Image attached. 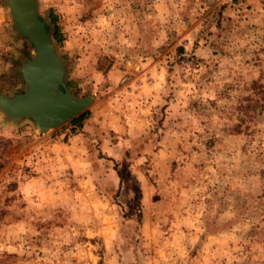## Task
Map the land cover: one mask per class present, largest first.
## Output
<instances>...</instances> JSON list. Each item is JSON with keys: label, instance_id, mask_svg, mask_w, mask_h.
I'll return each instance as SVG.
<instances>
[{"label": "rangeland", "instance_id": "obj_1", "mask_svg": "<svg viewBox=\"0 0 264 264\" xmlns=\"http://www.w3.org/2000/svg\"><path fill=\"white\" fill-rule=\"evenodd\" d=\"M36 1L93 102L0 117V264H264V0ZM30 54L0 0V93Z\"/></svg>", "mask_w": 264, "mask_h": 264}, {"label": "water", "instance_id": "obj_2", "mask_svg": "<svg viewBox=\"0 0 264 264\" xmlns=\"http://www.w3.org/2000/svg\"><path fill=\"white\" fill-rule=\"evenodd\" d=\"M14 34L26 41L31 54L18 64L22 90L0 93V117L16 125L28 121L37 134H46L82 113L93 102L91 96L75 97L65 86V64L45 22L38 14L36 0H1Z\"/></svg>", "mask_w": 264, "mask_h": 264}, {"label": "trees", "instance_id": "obj_3", "mask_svg": "<svg viewBox=\"0 0 264 264\" xmlns=\"http://www.w3.org/2000/svg\"><path fill=\"white\" fill-rule=\"evenodd\" d=\"M50 19H51V22H52V31H51V33H50V30H49L48 26H45V30H46L47 32L50 33L51 38L53 39V41H54L57 45H60L61 42H62L61 35H60V33L58 32L57 27H56L55 25H53V24H54V18L51 17ZM67 87H69V86H67ZM259 100L261 101V103H260L261 105H259V107H260V106L264 105V93H263V95L260 97ZM259 100H258V101H259ZM85 114H86V111H83L82 113H80L79 115H77L76 117H74L73 119H71V120L69 121V124L73 125V128L79 127V126H80V123H81V122L84 120V118H85Z\"/></svg>", "mask_w": 264, "mask_h": 264}]
</instances>
